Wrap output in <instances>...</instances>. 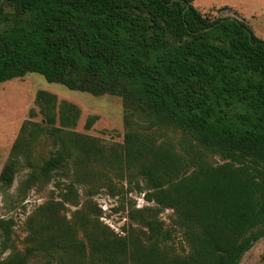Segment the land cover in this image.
<instances>
[{
  "label": "trees",
  "instance_id": "1",
  "mask_svg": "<svg viewBox=\"0 0 264 264\" xmlns=\"http://www.w3.org/2000/svg\"><path fill=\"white\" fill-rule=\"evenodd\" d=\"M194 1L0 0V83L36 73L71 91L120 96L223 161L181 156L152 133L133 130L121 155H104L94 139L73 134L69 149L78 154L138 170L156 204L172 210L187 253L166 249L173 230L150 209L143 238L86 232L83 242L63 229L57 240L46 238L59 252L57 264H238L264 237V40L235 17L203 16ZM36 100L50 133L62 131L56 122L76 126L77 106H56L46 92ZM95 120L87 118L84 129ZM59 145L50 171L69 156L63 139ZM11 165L0 177L6 185ZM0 264L28 263L12 252Z\"/></svg>",
  "mask_w": 264,
  "mask_h": 264
},
{
  "label": "rangeland",
  "instance_id": "2",
  "mask_svg": "<svg viewBox=\"0 0 264 264\" xmlns=\"http://www.w3.org/2000/svg\"><path fill=\"white\" fill-rule=\"evenodd\" d=\"M193 6L209 19H240L264 40V0H195ZM39 92L54 95L56 106L61 101L77 106L80 115L76 126L62 128L56 122L54 126L62 131L50 133L54 127L40 111L36 100ZM93 116L96 120L91 129H84L85 120ZM129 130L152 133L158 142H166L181 156L212 165L223 162L180 129L156 126L120 96L71 91L46 82L36 73L0 83V177L7 165L14 168L10 185L0 179V260L18 252L26 255L28 264H57L59 252L45 244L46 238L57 240L62 229L67 236L72 234L83 242L86 232L120 237L133 233L143 238L141 220L150 209H156L164 227L173 230L166 249L174 255L187 253L181 232L173 225L172 210L156 204L154 191L136 168L120 163L107 166L105 161L69 149L73 134H80L94 139L104 155L112 149L121 155ZM64 131L72 134L64 136ZM62 139L69 156L62 169L50 171L47 164ZM238 264H264V237L244 253Z\"/></svg>",
  "mask_w": 264,
  "mask_h": 264
}]
</instances>
